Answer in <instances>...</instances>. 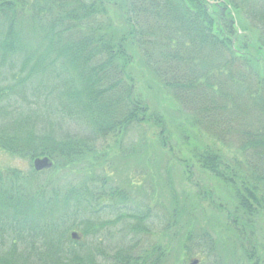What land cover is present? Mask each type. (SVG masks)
I'll return each instance as SVG.
<instances>
[{
    "label": "trees",
    "instance_id": "obj_1",
    "mask_svg": "<svg viewBox=\"0 0 264 264\" xmlns=\"http://www.w3.org/2000/svg\"><path fill=\"white\" fill-rule=\"evenodd\" d=\"M242 23L256 34L242 37ZM156 89L193 127L235 143L232 154L192 144L178 164L187 181L198 167L232 190L233 207L212 199L229 221L232 264H264V0H0V151L31 166L0 169V264L166 263L169 247L134 254L126 230L114 248L101 237L128 219L136 238L149 231L150 210L102 164L142 126L173 151L148 101ZM109 138L113 148L100 145ZM43 157L53 167L35 170ZM193 234L175 264H224L222 242Z\"/></svg>",
    "mask_w": 264,
    "mask_h": 264
},
{
    "label": "rangeland",
    "instance_id": "obj_2",
    "mask_svg": "<svg viewBox=\"0 0 264 264\" xmlns=\"http://www.w3.org/2000/svg\"><path fill=\"white\" fill-rule=\"evenodd\" d=\"M242 25L240 27L242 37L246 34L245 28L249 30L248 32L256 34L249 23H242ZM141 85L139 83V86ZM158 95V89L152 93L147 92L148 101L151 107L155 108L153 110L161 112L167 119L172 132L170 145L173 146V151L169 152L154 145L155 136L148 128L142 126L132 130L125 146L116 145V150L108 157V165L107 163L102 164L107 169L109 168L112 176L130 198L129 202L132 205L144 206L146 210H150V216L144 223L149 231H143L136 238V232H132L128 225L136 226L138 222L135 219H128L125 223L121 222L107 228L104 236H101L102 240H105L103 245L107 249L114 248L117 244L120 245L121 237L115 236L126 230L123 243L125 246L132 245L134 254L149 249L152 245L161 244L174 250L172 256L164 264H175L180 257L181 246L186 238L185 234L194 232L195 236V234L207 231L213 238L222 242L220 253L224 255V264H232L235 246L229 238L232 234L228 229L229 221L213 203L216 201L227 207H233L232 190L198 167L194 168L193 182L187 181L178 160L189 158L190 150L193 148L192 144L204 145L216 142L228 154L235 151L236 145L234 142L222 144L215 134L207 133L199 126L193 127L191 116L185 110H180L173 99H164ZM184 134L187 135L190 146L185 144ZM141 143L143 146H140ZM101 144L107 148H113L115 141L109 138L108 141L100 142ZM13 166L22 170L31 168L28 161L12 158L0 151V169ZM194 183H198L200 188ZM259 220L258 238L264 248V217ZM178 228L181 229L178 231ZM137 239L138 242L135 243ZM77 240H81V236ZM200 257L189 258L187 264H191Z\"/></svg>",
    "mask_w": 264,
    "mask_h": 264
},
{
    "label": "water",
    "instance_id": "obj_3",
    "mask_svg": "<svg viewBox=\"0 0 264 264\" xmlns=\"http://www.w3.org/2000/svg\"><path fill=\"white\" fill-rule=\"evenodd\" d=\"M54 162L49 157L36 158L33 162L34 169L37 171H42L53 167ZM71 236L74 239H78L80 236L77 232L73 231ZM198 260H194L191 264H197Z\"/></svg>",
    "mask_w": 264,
    "mask_h": 264
}]
</instances>
